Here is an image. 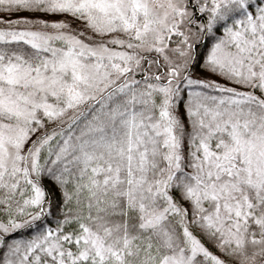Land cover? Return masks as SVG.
<instances>
[{"label":"snow or ice","instance_id":"6c2138e0","mask_svg":"<svg viewBox=\"0 0 264 264\" xmlns=\"http://www.w3.org/2000/svg\"><path fill=\"white\" fill-rule=\"evenodd\" d=\"M0 264H264V0H0Z\"/></svg>","mask_w":264,"mask_h":264}]
</instances>
